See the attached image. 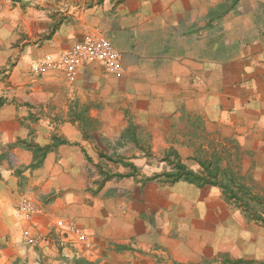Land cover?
<instances>
[{
	"label": "crops",
	"instance_id": "1",
	"mask_svg": "<svg viewBox=\"0 0 264 264\" xmlns=\"http://www.w3.org/2000/svg\"><path fill=\"white\" fill-rule=\"evenodd\" d=\"M91 31L119 75L34 72ZM0 99V264H264V223L220 187L146 181L215 143L264 204V0H0ZM54 139L32 168L20 141Z\"/></svg>",
	"mask_w": 264,
	"mask_h": 264
},
{
	"label": "trees",
	"instance_id": "2",
	"mask_svg": "<svg viewBox=\"0 0 264 264\" xmlns=\"http://www.w3.org/2000/svg\"><path fill=\"white\" fill-rule=\"evenodd\" d=\"M239 0H234V3H237ZM4 102L0 99V106ZM86 112L82 111L80 113H75V118L78 119L83 123L82 130L84 131L86 137L89 136L88 134V128H90L93 124V121L88 119L86 117ZM133 133L129 131L128 136H130L131 139ZM20 143H23L27 145L31 150H36V153H40L41 157H35L34 164H32V168H38L40 167L44 159L47 155V153L52 150L54 147H56L59 144V141L57 139H54V143L52 145H49L47 147H40L39 145L27 141H20ZM4 157H0V161L3 160ZM212 160H202L198 158V162L202 168V171L195 172L191 170L187 165H185L182 162V159L178 152L170 151L165 156V161L172 166V171L170 172H164L162 174H156L153 177H149L146 179V181H154L159 180L161 183H167V184H174L180 181H185L191 184H194L200 188H204L206 186H218L222 189V192L224 194V197L226 200H235L236 204H240L239 207L243 208L244 212L247 215L252 216V218H255L261 222L264 223V218L257 215L256 212H254V209H252L251 204L249 201L244 199L243 195H241L242 192L248 193L250 192L248 187L246 185H239V189L236 191L234 190V185L237 184V182L240 180L239 177L236 176V174L232 171V169H221L220 163L221 158L217 157L216 154H213L211 156ZM126 166H132L131 164L124 163ZM136 169L135 167H133ZM118 178H127L131 177L133 175H123V174H117ZM227 176H229L227 178ZM112 175H107V179H111ZM257 198V197H256ZM77 264H92L84 260H78Z\"/></svg>",
	"mask_w": 264,
	"mask_h": 264
},
{
	"label": "built area",
	"instance_id": "3",
	"mask_svg": "<svg viewBox=\"0 0 264 264\" xmlns=\"http://www.w3.org/2000/svg\"><path fill=\"white\" fill-rule=\"evenodd\" d=\"M121 58V54L105 37L91 31L83 40L74 43L62 53L46 55L43 61L34 67V72L42 74L47 71H60L70 83H74L79 74L93 64L101 65L108 74L119 75ZM34 214L36 210L24 203L25 220H31ZM26 239L31 244L45 241L42 236L31 237L29 231L26 232Z\"/></svg>",
	"mask_w": 264,
	"mask_h": 264
},
{
	"label": "rangeland",
	"instance_id": "4",
	"mask_svg": "<svg viewBox=\"0 0 264 264\" xmlns=\"http://www.w3.org/2000/svg\"><path fill=\"white\" fill-rule=\"evenodd\" d=\"M115 145H116V147H119V143H115ZM230 146H233V145H230ZM208 148H209L208 151H206V152L204 151L202 153H199L198 158H200L202 160H212L211 156L213 154H216L217 157L221 158V163H220L221 169H229L230 168L236 174V176L240 178V180L237 182V184L233 186L234 190L237 191L239 189L240 184L246 185L250 192H248V193L242 192L241 195H243L244 199L249 201V203L252 206V209H254V212H256L257 215L263 216L264 215V204H263L262 198L258 194V190L254 189L253 187H252V189L250 188V185L248 184L247 177L243 176L241 171H240L241 163H240L239 155H240L241 151L239 150V148H236L235 154L233 157L230 155V153L228 151H227V153H225L224 149H222L220 146H217L215 143H210ZM217 148H219V149H217ZM231 149H233V147H231ZM112 171H113V169L106 167L105 174L110 175V172H112ZM228 177L229 176H227V178ZM143 180H144V178H143ZM263 192L264 191H262L261 193H263ZM229 201H232V200H229ZM232 202L234 203L235 200ZM236 206L239 207V205H236ZM239 208H241V207H239Z\"/></svg>",
	"mask_w": 264,
	"mask_h": 264
}]
</instances>
